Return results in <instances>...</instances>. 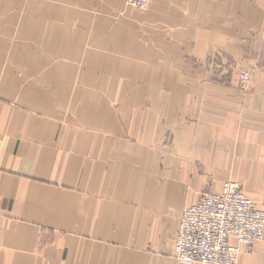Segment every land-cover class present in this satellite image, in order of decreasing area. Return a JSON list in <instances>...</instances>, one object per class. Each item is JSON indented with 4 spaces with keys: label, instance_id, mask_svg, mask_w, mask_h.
Listing matches in <instances>:
<instances>
[{
    "label": "crops",
    "instance_id": "1",
    "mask_svg": "<svg viewBox=\"0 0 264 264\" xmlns=\"http://www.w3.org/2000/svg\"><path fill=\"white\" fill-rule=\"evenodd\" d=\"M226 182L264 209V0H0V264H184Z\"/></svg>",
    "mask_w": 264,
    "mask_h": 264
},
{
    "label": "built area",
    "instance_id": "2",
    "mask_svg": "<svg viewBox=\"0 0 264 264\" xmlns=\"http://www.w3.org/2000/svg\"><path fill=\"white\" fill-rule=\"evenodd\" d=\"M151 0H126L128 6L146 9ZM242 71L243 81L250 79ZM264 240V209L233 183L220 192L205 191L185 208L173 254L184 264H239L244 251Z\"/></svg>",
    "mask_w": 264,
    "mask_h": 264
},
{
    "label": "rangeland",
    "instance_id": "3",
    "mask_svg": "<svg viewBox=\"0 0 264 264\" xmlns=\"http://www.w3.org/2000/svg\"><path fill=\"white\" fill-rule=\"evenodd\" d=\"M129 7H131V6H129ZM133 8V7H132ZM137 9V8H136Z\"/></svg>",
    "mask_w": 264,
    "mask_h": 264
}]
</instances>
